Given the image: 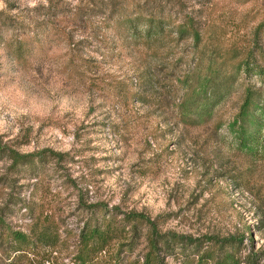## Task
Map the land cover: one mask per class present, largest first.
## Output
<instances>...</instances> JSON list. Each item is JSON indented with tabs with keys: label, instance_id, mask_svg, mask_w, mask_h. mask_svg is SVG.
<instances>
[{
	"label": "rangeland",
	"instance_id": "obj_1",
	"mask_svg": "<svg viewBox=\"0 0 264 264\" xmlns=\"http://www.w3.org/2000/svg\"><path fill=\"white\" fill-rule=\"evenodd\" d=\"M77 1L60 0L56 7ZM166 1L171 27L190 18L199 53L219 55L223 71L233 76L226 98L208 117L180 115L177 77L190 69L192 44L171 33L153 44L159 46L155 55L153 47L120 52L108 34L103 44L77 46L79 56L97 60L81 81L67 74L68 46L61 38L45 62L24 69L0 50V216L25 232L34 220L49 221L70 251L89 220L118 223L127 213H141L160 233L240 239L236 257L256 253L264 264V122L262 146L252 155L237 147L229 126L245 89L256 99L264 91L263 75L234 72L249 50L264 71V0ZM37 4L48 2L18 0L20 8ZM88 33L68 35L75 43ZM142 69L150 89L135 76ZM117 83L144 94L145 102L119 101ZM7 150L30 155L33 163L12 168ZM146 232L138 225L127 264L145 251ZM191 251L175 248L164 262L189 264Z\"/></svg>",
	"mask_w": 264,
	"mask_h": 264
},
{
	"label": "trees",
	"instance_id": "obj_2",
	"mask_svg": "<svg viewBox=\"0 0 264 264\" xmlns=\"http://www.w3.org/2000/svg\"><path fill=\"white\" fill-rule=\"evenodd\" d=\"M1 1L4 8L0 9V50L22 69L45 62L43 58L61 38L68 46L67 74L70 79L81 81L86 72L96 70L97 60L79 56L77 46L90 42L103 44L108 34L118 42L120 52L122 49L135 52L139 46L149 51L153 47L152 54L155 55L154 50L159 46L153 44L171 33L178 41L189 37L192 44L190 69L181 78L177 77L182 89L178 103L180 115L183 118L191 115L208 117L229 94L233 76L223 71V61L218 62L220 56L199 53V32L190 18L186 17L182 23L171 27L173 13L165 10L166 0H78L68 9H57L60 0H47L46 6L37 4L30 9L20 8L18 0ZM77 29L89 30L90 35L72 43L69 31ZM203 60L206 65L202 71ZM234 72L245 77L264 76V71L255 64L251 50L234 65ZM135 76L145 79L147 87L152 88L145 69ZM130 88L129 84L123 83L113 87L121 102L127 98L145 102L144 94L131 92ZM263 122L264 91L256 99L250 89H245L238 112L229 123L234 141L241 151L250 155L257 153L262 146L260 131ZM0 151L3 149L0 148ZM7 157L12 168L33 163L30 155H19L13 150H7ZM138 225L147 228L146 248L136 261L129 264H166V255H170L175 248L183 250L187 246L192 248L189 264H258L259 261L256 253L246 254L243 260L236 257L240 239H190L160 233L153 220L141 213L130 212L118 223L104 217L84 223L70 251L53 223L34 220L25 232L12 229L0 216V264H127L139 238ZM65 259H68L66 263ZM178 264H184V261Z\"/></svg>",
	"mask_w": 264,
	"mask_h": 264
}]
</instances>
